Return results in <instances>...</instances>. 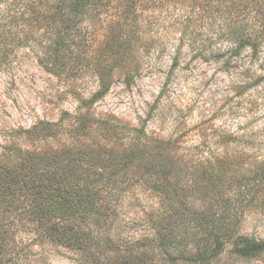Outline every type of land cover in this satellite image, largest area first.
Instances as JSON below:
<instances>
[{
    "label": "trees",
    "instance_id": "1",
    "mask_svg": "<svg viewBox=\"0 0 264 264\" xmlns=\"http://www.w3.org/2000/svg\"><path fill=\"white\" fill-rule=\"evenodd\" d=\"M49 5L47 18L56 31L50 66L57 72L89 70L97 80L95 92L81 100L75 135L88 136L95 126L115 147L97 142L73 152H22L18 168L0 167V264H42L54 248L69 250L84 264H264V239L240 233L234 214L236 207L258 201L240 194L250 176L234 180L223 158L207 163L206 177V170L182 176L172 154L177 138L147 133L146 119L138 127H118L90 114L115 74L130 80L134 43L147 31L139 22L140 6L172 13L182 28L177 54L188 36L194 48L215 60L245 51L259 59L264 0H49ZM199 21L208 28L194 35ZM96 30L102 41L94 46ZM198 36L204 39L197 44ZM254 167L251 178L262 189L264 164ZM136 186L154 199L147 201L146 231L127 236L119 229L116 204Z\"/></svg>",
    "mask_w": 264,
    "mask_h": 264
},
{
    "label": "rangeland",
    "instance_id": "2",
    "mask_svg": "<svg viewBox=\"0 0 264 264\" xmlns=\"http://www.w3.org/2000/svg\"><path fill=\"white\" fill-rule=\"evenodd\" d=\"M50 8L49 0H0V167L18 168L22 152H73L92 149L97 142L115 147L113 138L103 140L95 126L88 136L75 135L81 100L91 97L97 80L89 70L57 72L50 66L49 46L56 36L47 18ZM137 13L147 34L134 43L130 80L115 74L90 114L118 127H138L146 119L147 133L177 138L172 154L182 176L206 170V177L207 163L216 164V158L227 160L221 164L234 169V180L250 176L240 194L258 201L247 209L236 207L234 214L240 233L264 239V188L258 189L251 178L254 165L264 164V57L245 51L215 60L194 48L188 36L177 54L182 28L172 13L145 6ZM205 22L195 25L194 35L205 34ZM93 34L95 46L102 34ZM202 39L198 36L197 44ZM153 199L137 186L121 194L116 211L122 234L146 231L145 212L151 211ZM44 257L42 264H84L64 248L49 249Z\"/></svg>",
    "mask_w": 264,
    "mask_h": 264
}]
</instances>
